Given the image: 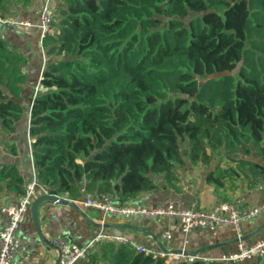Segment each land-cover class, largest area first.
<instances>
[{"label": "trees", "instance_id": "trees-1", "mask_svg": "<svg viewBox=\"0 0 264 264\" xmlns=\"http://www.w3.org/2000/svg\"><path fill=\"white\" fill-rule=\"evenodd\" d=\"M10 4L0 0V16ZM55 4L54 31L40 43L41 88L28 104L33 166L48 192L70 199L111 194L125 203L158 190L155 175L175 186L185 159L212 166L207 183L224 186L239 174L257 186L264 177V0ZM26 63L0 37L4 131L25 113ZM25 189L18 166L0 163V190L20 197ZM83 260L264 264V257L167 263L115 241L99 242Z\"/></svg>", "mask_w": 264, "mask_h": 264}, {"label": "crops", "instance_id": "crops-1", "mask_svg": "<svg viewBox=\"0 0 264 264\" xmlns=\"http://www.w3.org/2000/svg\"><path fill=\"white\" fill-rule=\"evenodd\" d=\"M44 1L11 0L8 15L17 16L28 24L0 28V37L8 40L27 59L23 68L26 81L22 90V96L25 97L24 102L27 104L24 105L25 113L13 130L4 131L0 124V163L17 165L26 182L31 177L34 167L28 129V104L36 87L40 85L46 59L39 40L40 17L37 13ZM55 2L57 0H54V4ZM211 168L212 166L191 165L185 159L184 163L177 164L175 168L177 175L175 186L166 182L163 174L155 175L153 178L159 189L143 192L129 202L145 206L173 204L177 208H186L191 202L197 201L201 207L211 208L218 199L242 197L248 207H257L264 203V191L256 186L249 188L247 179L241 175H237V179L234 180L227 179L224 186L207 183L206 177ZM5 193L7 192L0 190V227L8 219L5 212L2 211V207L15 204L19 199L15 194ZM87 196L98 197L86 193L83 199ZM38 221L47 240L44 241L37 234L29 210L19 227L20 244L13 264H55L58 251L54 247L52 239L59 235H68L76 244L84 246L99 232H119L137 244L157 253L168 249H185L192 253V251L205 247L199 253L209 258H217L235 252L238 234L246 244L264 239V226L262 227L264 211L253 219L241 222L239 232L232 226L220 225L216 231L206 226H195L185 233L181 229L180 220L175 217L162 215L130 217L105 213L95 207L78 209L53 201H44L39 205ZM165 233L169 236H164ZM75 264H84V260L79 259Z\"/></svg>", "mask_w": 264, "mask_h": 264}, {"label": "built area", "instance_id": "built-area-1", "mask_svg": "<svg viewBox=\"0 0 264 264\" xmlns=\"http://www.w3.org/2000/svg\"><path fill=\"white\" fill-rule=\"evenodd\" d=\"M37 13L40 17L39 27L41 29V43L46 34L53 33L54 31V23L56 21L57 13V7L54 4V0H45ZM26 24H28L26 21L19 19L17 16H0V26L5 25L8 27H14ZM36 89H40V87L37 86ZM256 187L264 191V177L258 182ZM45 192H48V190L38 181L33 167L32 175L26 182L25 193L19 197L15 204L2 207V211L5 212L8 219L0 227V264H13L20 244V238L18 235L19 227L25 220L33 199ZM72 200L80 209L82 207H95L105 213H115L130 217L137 215H162L175 217L180 220L181 229L185 233L195 226H206L211 230L216 231L217 227L220 225L232 226L237 232H239L241 222L253 219L264 211V203L257 207H248L242 197L218 199L215 205L211 208L201 207L197 201L191 202L186 208H177L173 204H168L166 206H145L132 204L129 201L120 203L111 194H104L97 198L87 196L85 199L80 198ZM164 236L169 235L165 233ZM106 241L128 244L139 251L151 253L154 256H165L167 258V263L181 260L193 261L195 259H218L238 262L252 257H264V239L252 244H246L240 234L237 235V250L217 258H209L200 253H189L185 249H168L157 253L150 248L137 244L135 241L119 232H99L84 246L76 244L68 235H59L52 239V243L57 249L58 255L61 254L58 264H75L79 259H86L96 244Z\"/></svg>", "mask_w": 264, "mask_h": 264}, {"label": "water", "instance_id": "water-1", "mask_svg": "<svg viewBox=\"0 0 264 264\" xmlns=\"http://www.w3.org/2000/svg\"><path fill=\"white\" fill-rule=\"evenodd\" d=\"M44 201H53V202L58 203V204H67V205L73 206V207L78 208V209H80V208L72 199L64 198L60 195H57V194H54L51 192H45V193H42V194L38 195L37 197H35L31 203V207H30L31 217H32V221H33V224H34V227L36 229L37 234L41 237V239L46 241L47 239L44 237L42 229H41V227L39 225V221H38L39 205ZM263 226H264V223L262 224V227ZM204 249H205V247L198 249V250H195V251H192V253L196 254V253H199L200 251H203ZM60 258H61V254L58 255V258H57V261L55 264H58Z\"/></svg>", "mask_w": 264, "mask_h": 264}, {"label": "rangeland", "instance_id": "rangeland-1", "mask_svg": "<svg viewBox=\"0 0 264 264\" xmlns=\"http://www.w3.org/2000/svg\"><path fill=\"white\" fill-rule=\"evenodd\" d=\"M39 87L41 88V86L39 85ZM225 161V160H224Z\"/></svg>", "mask_w": 264, "mask_h": 264}]
</instances>
